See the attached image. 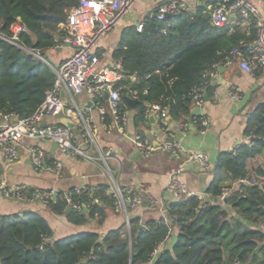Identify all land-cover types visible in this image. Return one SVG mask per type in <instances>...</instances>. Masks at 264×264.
Masks as SVG:
<instances>
[{"label": "trees", "instance_id": "trees-1", "mask_svg": "<svg viewBox=\"0 0 264 264\" xmlns=\"http://www.w3.org/2000/svg\"><path fill=\"white\" fill-rule=\"evenodd\" d=\"M79 1L0 0V34L10 35L18 19L28 30L19 41L23 48L0 40V112L24 117L44 103L56 81L47 53L64 36L62 25ZM231 28L229 24L212 27L204 5L190 17L181 14L158 22L149 16L142 32L129 27L114 54L122 60L125 76L118 84L125 86L122 103L127 106L125 97L137 93L140 121L151 102L166 106L174 120L188 115L191 93L205 82L203 76L230 51L256 37L253 25L249 34L240 26ZM27 50L38 51L45 61ZM246 134L256 136L254 146H240L221 155L209 191L214 196L221 194L226 180L247 177L248 161L264 155V108L251 118ZM97 198L100 203L91 205L87 195L74 197L82 204V210L77 211L70 209L65 195L60 194L50 199L48 208L75 226L97 216L102 225L115 199L107 184L99 186ZM226 203L236 215H230L222 205L197 211L199 202L194 198L171 203L168 214L171 225L178 228L173 232L176 241L162 250L155 264H264V230L259 227L264 223V192L250 187L246 197L234 193ZM130 223V233L124 225L104 236L82 232L55 240L51 226L40 216H0V264H146L169 236L170 227L159 220L142 225L138 217ZM49 240L52 243H47Z\"/></svg>", "mask_w": 264, "mask_h": 264}, {"label": "built area", "instance_id": "built-area-1", "mask_svg": "<svg viewBox=\"0 0 264 264\" xmlns=\"http://www.w3.org/2000/svg\"><path fill=\"white\" fill-rule=\"evenodd\" d=\"M140 0H80L74 7L65 22L62 25L64 36L57 39L56 46L53 49L58 51L62 48L71 50V55L66 57L58 66L51 67L56 74L55 86L46 93L44 103L31 115L19 117L15 113L0 112V149L3 151L6 161L10 164L19 160L20 150H24L28 155L32 165L37 172H50L57 180L63 175V158H80L89 162L103 161L106 163L111 153L101 152L96 143L97 125L94 118L87 110L80 108L75 97L87 95L94 108L98 111L103 129L109 131L117 128L122 134H125V128L129 124V114L123 110L122 92L125 86L118 84L125 78L123 73V64L121 59H116L111 65L106 63L104 55H99L96 50L100 41L120 22L129 15L135 5ZM207 7L210 16V25L221 28L230 23L232 19L239 18L244 24L253 25L256 30V37L252 42H243L241 45L230 51L220 62L215 64L212 70L206 73L203 78L205 82L195 87L191 93L192 102L196 108L204 104V91L208 85L209 77H217L221 68H230L236 63L239 67L250 75H256L264 72V11L250 0H198ZM194 13L191 0H166L160 3L153 16L158 22L178 17L181 14L192 16ZM145 27V21L138 24L137 29L142 32ZM28 33L27 28L18 19L11 27L10 35L0 34V40L9 42L12 45L23 48L19 41L22 34ZM33 54V50H27ZM33 56H36L33 54ZM37 57V56H36ZM146 94V91H145ZM68 95L71 99L70 104L64 100ZM230 100L237 101L243 98L241 89L237 86H231L228 90ZM139 101L137 93L130 97ZM159 114L163 121L169 116V109L166 106L157 103H147L144 117L149 118L152 115ZM61 116L76 117L81 124V137L75 133L72 128L64 125L48 122L49 119L59 118ZM110 120V124L106 121ZM194 124L199 128L202 134H206L211 126V121L201 116L196 117ZM189 124L182 123L181 129L183 135H186ZM255 135L248 136V146H254ZM137 150L143 158H150L156 151L153 142L141 135L136 134L133 139ZM46 142L48 144H57L59 157L49 163L48 152L38 143ZM99 153L98 158L91 153V150ZM159 149L168 156L178 159L183 154L189 160L195 161L203 170L210 168V160L207 154L203 152L186 151L180 143L174 141L164 142ZM183 167L175 170L170 176L168 192L176 202H186L194 198L199 202L197 211L205 210L213 205L206 193H197L190 191L183 181ZM108 193L114 199L113 212L122 215L126 221L125 232L130 233L131 216L130 212L136 210L144 203L151 207L161 206V219L170 227V234L154 250L151 259L146 264H155L157 257L163 249V244L167 242L177 226L171 225V218L166 213V207L151 195L143 196L140 192L122 188L111 175L108 182ZM250 187H259L264 192V182L247 176L233 181L230 187L222 190L217 196L221 203L234 194L238 193L246 197V190ZM99 187L96 188H76L64 193L70 209L81 211L82 204L74 200V197L87 195L90 197L91 205L100 203L97 198ZM0 192L9 199H18L21 202L35 203L39 202L48 206L53 193L49 196L32 192L26 185H11L7 182L4 173L0 167ZM97 216L95 221L100 220ZM176 219V217H175ZM142 224V222H141ZM238 264V263H235Z\"/></svg>", "mask_w": 264, "mask_h": 264}, {"label": "crops", "instance_id": "crops-1", "mask_svg": "<svg viewBox=\"0 0 264 264\" xmlns=\"http://www.w3.org/2000/svg\"><path fill=\"white\" fill-rule=\"evenodd\" d=\"M158 1V0H157ZM166 0H161L157 5L152 4L148 7L150 15ZM264 11V0H250ZM194 12L198 7L203 6L198 0H191ZM134 9V8H133ZM140 9V6H139ZM149 16H145L140 21L134 23L122 24L111 35L103 38L96 52L104 55L106 63L111 65L116 58L115 52L119 49L122 37L129 27H137L139 23L146 21ZM229 25L233 29L240 26L249 34L251 25L244 24L239 18L232 19ZM49 51L52 56L53 66H58L62 60L71 55L68 48ZM135 81V78H132ZM231 86H237L241 89L243 98L233 101L228 96V90ZM209 92V94H208ZM207 95V97L205 96ZM204 104L201 107V115H194L197 109L192 102L190 113L179 120L170 117L163 121L159 114L139 120L138 104L135 108L127 102V106L122 103L124 111L129 114V124L125 128V134H122L117 128L109 131L103 129L100 115L94 108L90 98L87 95L75 97L77 105L82 109H90L98 131L96 143L101 152H110L111 156L106 163L103 161L89 162L80 158H63V175L57 180L50 172L40 173L35 170L28 155L24 150H20L19 160L15 163H8L3 151L0 149V167L4 173L7 182L11 185H26L29 190L41 195L50 194L55 199L58 195L72 191L76 188H96L103 184H108L111 175L122 188L140 192L143 196H153L159 204L166 207L168 214L169 205L176 202L168 192L171 174L180 167H183V181L190 191L197 193H206L213 205H222L230 212V215H236L231 204L221 203L217 196L211 194L210 188L214 182V171L222 154L231 153L240 146H248V135L246 134L251 118L264 108V72L256 75H250L243 71L238 63L230 68H221L217 77H209L208 85L204 91ZM67 104H70V97L64 96ZM206 117L211 121V126L206 134H202L199 128L194 124L196 117ZM154 118L152 120L151 118ZM69 119L72 121L71 127L76 134L81 137V124L76 117L61 116L55 119H49L48 122L62 124L61 120ZM169 120V121H168ZM187 122L189 128L186 135L182 133V123ZM110 120L106 124H110ZM136 134H141L149 138L156 151L148 159L143 158L133 141ZM175 140L180 143L184 150L203 152L208 155L210 168L203 170L195 161L189 160L186 155L178 159L164 154L159 147L166 141ZM48 152L49 159L55 160L59 157L56 149L52 150V144L46 142L38 143ZM91 153L98 158L99 153L91 150ZM145 159V160H143ZM249 176L257 178L264 182V155H260L253 160L248 161ZM233 181L226 180L223 188L229 187ZM161 206L151 207L144 203L142 206L130 212L131 219L136 217L141 219L142 225L149 220L158 221L161 219ZM40 216L44 218L51 226L54 232V239L60 240L69 236L77 235L82 232H95L104 236L112 230L126 226L125 218L117 215L113 210H109L107 217L102 225L98 221L92 220L83 226H75L68 222L66 216L54 215L48 206L39 202H21L18 199L6 198L0 192V216ZM252 228L256 225L249 224ZM264 230V223L259 225ZM126 229V227H125ZM176 241V233L163 244V249L171 247ZM162 249V250H163Z\"/></svg>", "mask_w": 264, "mask_h": 264}, {"label": "rangeland", "instance_id": "rangeland-1", "mask_svg": "<svg viewBox=\"0 0 264 264\" xmlns=\"http://www.w3.org/2000/svg\"><path fill=\"white\" fill-rule=\"evenodd\" d=\"M159 1L161 0H140L134 7V9L132 10V12L127 15L121 22L120 24L111 32H109L104 38H106L107 36L111 35L113 32H115L119 26H121L122 24H129V23H134L135 21H140L142 20L146 15L149 16L150 15V10H148V7H150L152 4L157 5L159 3ZM140 6V9H139ZM61 50H58V52L60 53ZM47 59L51 62L54 63V60L52 59V56H49V53H47ZM47 60V61H48ZM53 65V64H52ZM59 154V152H58ZM145 160V159H143ZM38 173V172H37Z\"/></svg>", "mask_w": 264, "mask_h": 264}, {"label": "water", "instance_id": "water-1", "mask_svg": "<svg viewBox=\"0 0 264 264\" xmlns=\"http://www.w3.org/2000/svg\"><path fill=\"white\" fill-rule=\"evenodd\" d=\"M170 18H171V16L168 15V16H167V19H170ZM28 52H29V51H28ZM29 54H30V55L35 54L38 58H40L41 60L45 61V60L43 59V57H41V55H40V53H39L38 51H34L33 54H31V53L29 52ZM46 62H47V61H46ZM205 96L207 97V95H205ZM125 100L131 105L132 108H135L136 105L139 103V101L134 100V99L130 98L129 96H126V97H125ZM194 115H201V109H200V108H197V109L194 111ZM151 119L154 120L153 117H152ZM168 121H169V120H168ZM61 122H62V124H63L64 126H66V127L71 128V127L73 126L72 121L69 120V119H65V118H63V119L61 120ZM174 141H175V140H171V142H174ZM57 147H58V146H57L56 143H53V144H52V150L57 149ZM67 213H68V212H67ZM142 227H143V226H142ZM47 243H52V241L49 240V241H47Z\"/></svg>", "mask_w": 264, "mask_h": 264}]
</instances>
